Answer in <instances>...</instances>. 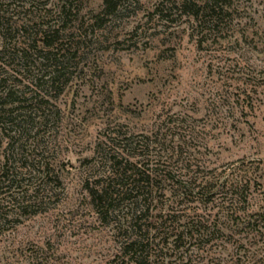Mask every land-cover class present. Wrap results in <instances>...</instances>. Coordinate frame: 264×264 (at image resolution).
Returning <instances> with one entry per match:
<instances>
[{
  "label": "rangeland",
  "instance_id": "1",
  "mask_svg": "<svg viewBox=\"0 0 264 264\" xmlns=\"http://www.w3.org/2000/svg\"><path fill=\"white\" fill-rule=\"evenodd\" d=\"M109 1L106 11L105 0H0L11 48L55 26L73 57L53 86L37 54L26 66L0 53V171L11 180L0 181V264H122L119 224L96 213L85 186L108 172L110 150L142 135L166 139L150 168L158 156L178 176L186 159L193 170L253 162V208L264 210V85L254 80L264 76V0H228L220 27L207 30L180 6L207 0ZM246 94L253 109L242 114ZM163 187L146 224L174 201ZM150 241L148 264H220L186 253L189 243L175 252L173 238L167 249Z\"/></svg>",
  "mask_w": 264,
  "mask_h": 264
},
{
  "label": "trees",
  "instance_id": "2",
  "mask_svg": "<svg viewBox=\"0 0 264 264\" xmlns=\"http://www.w3.org/2000/svg\"><path fill=\"white\" fill-rule=\"evenodd\" d=\"M227 1L207 0L202 4L185 1L180 6L199 28L207 30L208 27H220L229 14ZM111 6V1L105 0L106 11ZM12 27L9 19L0 16V36L5 41L0 47V53H7L13 59L17 57L25 61L26 66L33 63L29 62L33 59L32 54H37L36 60L40 61L41 71L52 69L48 80L53 86L59 85L73 58L66 57L69 51L72 52L69 50L71 48H66L60 42L62 38L59 29L47 26L37 32L36 42L24 44L21 50L16 44L14 50L6 42L13 38ZM23 29L26 31L24 26L21 27ZM69 56L77 55L73 53ZM254 80L258 85H264V76ZM249 85L255 87L256 84ZM245 93L243 91L241 94ZM12 95L11 91L6 97ZM246 98L248 102L243 98L242 104H239L242 114L249 107L253 109L250 94H246ZM127 146H130L129 150H110L108 172L93 187L88 182L85 186L96 213L103 220L114 217L113 221L119 224L118 229L123 236L120 246L122 264H148L151 257L149 250L154 246L150 236L160 239L164 249L170 244L169 239L173 238L175 252L189 243L186 253L194 247L197 254L200 251L206 252L210 260L214 258L220 264H264V210L253 208V162L237 160L217 167L204 166L193 170L192 164L186 159L183 162L186 163L187 173L178 176L164 166L165 162L160 157L161 160H158V156L153 161L155 168L149 166L151 153L164 151L166 139L156 136L152 140L142 135L137 142L127 141L124 147ZM8 174V170L0 171V181L9 180ZM163 183H169L174 201L170 206L161 202L155 224H146L153 203L159 202L153 195L159 193V198H165ZM123 206L128 211L121 220L119 214ZM3 215L0 201L2 219ZM192 261V258L188 259L186 264Z\"/></svg>",
  "mask_w": 264,
  "mask_h": 264
}]
</instances>
